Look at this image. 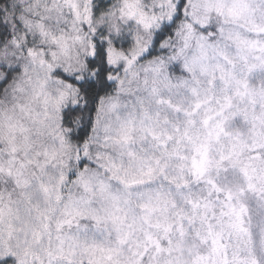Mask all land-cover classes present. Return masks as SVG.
<instances>
[{
  "label": "snow or ice",
  "instance_id": "1",
  "mask_svg": "<svg viewBox=\"0 0 264 264\" xmlns=\"http://www.w3.org/2000/svg\"><path fill=\"white\" fill-rule=\"evenodd\" d=\"M0 264H264V0H0Z\"/></svg>",
  "mask_w": 264,
  "mask_h": 264
}]
</instances>
